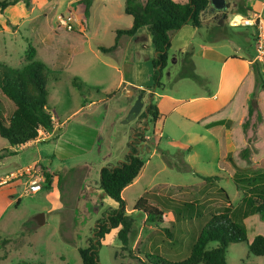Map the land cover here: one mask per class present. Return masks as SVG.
I'll use <instances>...</instances> for the list:
<instances>
[{"label":"rangeland","instance_id":"obj_1","mask_svg":"<svg viewBox=\"0 0 264 264\" xmlns=\"http://www.w3.org/2000/svg\"><path fill=\"white\" fill-rule=\"evenodd\" d=\"M247 1L227 0L228 9L238 3L237 11L247 14ZM252 1L259 4L258 11L254 13L261 14L264 20V0ZM40 6L35 7L34 14L26 17L24 4L0 15V64L21 69L27 64L29 45L36 49V60L48 68L49 104L58 119L54 127L59 123L62 130L57 127L56 136H50L54 127L48 131L49 134L41 132L38 143L23 151L18 147L10 149L0 136V264H82L78 249L88 246L104 214L118 208L100 189V171L124 160L135 133L143 138L137 141L145 165L138 179L124 193L127 214L135 220L130 250L133 257L143 261L147 260L148 254L170 261L186 260L209 217L239 208L244 196L243 191L237 190L232 173L226 172L225 140L195 130L193 132L206 136L205 141H192L184 136L181 142H171L166 135L158 137L152 119L138 117L126 123L129 113L125 114V108L130 95L139 94L131 88H128L130 93L122 92L110 100H106L101 91L85 84L82 91H77L72 86L71 76L77 72V67L55 65L57 61L52 52L55 16L65 8L54 11L50 3H40ZM101 7L96 4L90 10L88 19L91 25L99 21L96 16ZM42 12H46L47 17ZM70 12L76 22L75 13ZM10 21L16 22L18 27ZM58 22V28L64 29ZM114 36L111 31L103 32L102 45L93 42L94 49H109ZM123 53L120 51L119 55ZM86 55L94 62L97 60L91 49ZM77 81L80 82L79 79ZM187 82L194 86L198 84L193 80ZM155 91L159 95L163 93L162 88ZM157 100L154 98V105H157ZM14 109V104L0 89L1 112L10 117ZM145 111L146 107L142 112ZM184 164L198 175L180 171ZM242 169L259 171L262 163ZM12 174L11 179L5 178ZM46 174L52 176L51 183L46 180ZM41 175L46 181L43 187L46 189L38 194H26L28 178ZM203 177L219 179L207 182ZM222 190L229 196V201ZM146 192L176 199L173 203L162 198L157 200L170 207L182 206L178 202L195 203V206H182L179 212L166 210L164 223H149L134 210ZM40 214L45 216V224L41 226L34 220ZM259 222L262 224L259 228L249 224L251 238L264 236V222L261 219ZM99 260L101 264H143L130 258L129 252H121L115 230L102 240ZM227 264H264V258L250 254L247 243H239L229 246Z\"/></svg>","mask_w":264,"mask_h":264},{"label":"crops","instance_id":"obj_2","mask_svg":"<svg viewBox=\"0 0 264 264\" xmlns=\"http://www.w3.org/2000/svg\"><path fill=\"white\" fill-rule=\"evenodd\" d=\"M83 1L30 0L31 9L27 8L23 1L13 7L16 9L18 5L24 4L25 17L34 14L40 3H50L54 11L59 10L60 7L65 8L55 16L56 26L52 48L54 60L57 61L55 65L77 67V72L74 71L71 75L72 82L79 79L81 83L101 91L105 96L109 94L106 90L113 92L120 90L119 94L125 91L130 93L128 88L137 92L144 90L146 96L143 97V109L148 104L147 99L150 98V94H153L154 98L158 99L156 106L160 115V120L155 123L158 137L163 138L166 135L171 142H181L184 136L192 141H205V135L193 132L198 130L212 137L224 139L226 172L232 173V178L236 173V168L228 160L229 154L240 168L264 163V90L257 89L254 70L256 48L253 32L251 28H233L228 22L231 16H246L245 13L237 11L238 3H234L233 7L222 12L225 16L214 11L211 5L202 17L201 28H194L188 24L173 34L168 65L162 80L164 82L163 93L159 95L156 91L149 89L153 85V59L156 53L152 35L147 28H141L133 37H121L117 49L109 54L94 49L93 42L102 45L103 32L111 31L115 35L111 45L113 47L117 42V31L130 29L133 26V18L124 11L125 0H92L90 10L96 4L102 6L96 16L99 21L92 25L89 22V16L85 15L86 7ZM174 1L181 4L188 2V0ZM248 1L246 4L249 9L248 16H251L258 11L259 4L252 0ZM11 8L6 9L4 13L10 11ZM70 11L76 15L74 31L58 28V16ZM42 13L47 17L46 12ZM10 23L17 25L13 21ZM89 49L97 59L95 62L86 58ZM120 51L124 53L119 55ZM186 62L194 64V72L200 78V82L182 77ZM190 80L198 84L195 86L186 84L190 83L187 82ZM72 86L74 87L73 83ZM253 95L256 96V103L251 115ZM138 96V93L134 96L130 95L129 104L125 108L126 115L134 106ZM247 123L248 128L245 129L244 125ZM57 127H61L62 130V125L58 123L50 136L56 134ZM44 132L48 133V131ZM136 136L135 133L131 143L134 142ZM37 141L38 139L18 149L23 151L38 143ZM247 148L251 151L248 160L241 155ZM10 149L17 148L10 146ZM129 152L128 146L126 156ZM249 163L252 165L249 166ZM13 176L12 174L5 178L9 180ZM130 186L123 191V199L125 191ZM259 219L258 215L245 219L247 231L250 223L258 228L262 227ZM115 231L118 233L119 230ZM255 237L251 238L248 233L249 243Z\"/></svg>","mask_w":264,"mask_h":264},{"label":"trees","instance_id":"obj_3","mask_svg":"<svg viewBox=\"0 0 264 264\" xmlns=\"http://www.w3.org/2000/svg\"><path fill=\"white\" fill-rule=\"evenodd\" d=\"M21 1L27 8H30V0L0 1V14L2 15L6 9L16 6ZM83 3L86 7L85 15L88 17L92 0H84ZM210 7V0H188L185 4L177 3L174 0H125L124 11L133 18V26L130 29L117 31L115 46L109 49L99 48V50L102 53H111L117 49L121 37H133L141 28H147L152 35L156 53L153 59V85L149 88L155 91L163 86L162 79L168 65L173 34L188 24L194 28H201L202 17ZM218 13L223 14L222 12ZM245 15L248 16V13ZM36 54V49L29 45L26 53L27 64L23 68L14 69L6 64H0V89L2 94L15 106L10 117L4 115L0 110V136L13 148L25 146L37 140L41 131H50L54 127L55 121H58L49 104L47 68L45 64L36 60ZM254 70L257 89L264 90V72L261 66L256 63ZM182 77L200 82V78L194 72V64L191 62L185 63V72ZM73 85L79 91L84 89V84L76 80L73 81ZM119 92L120 90H117L108 94L105 99L110 100ZM139 95L145 97L146 91L140 90ZM255 98L256 96L253 95L251 115L256 103ZM139 118L152 119L154 124L160 120L158 107L154 105L153 94H150L146 111L142 112ZM261 119L260 117V121ZM244 127L247 129L248 123ZM138 138L140 139L142 136H136V140L130 144V152L123 162L116 166L103 167L100 171V189L117 204L118 208L104 214L103 219L96 227L94 236L89 239L88 246L78 249L82 264H101L99 251L102 247V240L113 230H119L118 240L121 243V252H129L130 258L143 264H227L229 246L239 243H247L250 254L264 258V236L258 235L249 243L248 231L244 223V220L252 215H258L264 222V163L259 171H247L238 167L230 154L228 160L236 168L233 180L238 191L244 192L240 207L234 210L228 209L226 213L211 215L206 225L202 227L186 260L170 261L155 254H148L146 261L140 260L139 257H133L130 246L135 220L127 214L122 194L138 179L144 169L145 162L140 155ZM250 153V149L247 148L241 155L248 160ZM165 155L164 153L163 156ZM169 165L172 166V163ZM179 170L194 172L187 164H184V167H180ZM203 179L212 182L218 180L219 177H203ZM46 180L51 183L52 176L46 174ZM222 193L229 201V196L224 190ZM160 198L171 203L177 201L162 194L146 192L137 201L134 210L140 212L149 223L162 224L166 210L179 212L182 206L184 208L189 205L195 206V203L178 202L182 206L170 207L164 202V204L159 203L157 200ZM213 244L217 246L213 247ZM19 264L32 263L22 262Z\"/></svg>","mask_w":264,"mask_h":264},{"label":"built area","instance_id":"obj_4","mask_svg":"<svg viewBox=\"0 0 264 264\" xmlns=\"http://www.w3.org/2000/svg\"><path fill=\"white\" fill-rule=\"evenodd\" d=\"M58 24L65 30H74L75 16L70 12L68 15H60ZM233 28H251L254 32L256 57L255 63L259 64L264 72V20L261 14L253 13L251 16L234 15L229 20ZM42 132V131H41ZM41 134V133H40ZM46 183L43 175L28 178L26 194H37L43 190Z\"/></svg>","mask_w":264,"mask_h":264},{"label":"water","instance_id":"obj_5","mask_svg":"<svg viewBox=\"0 0 264 264\" xmlns=\"http://www.w3.org/2000/svg\"><path fill=\"white\" fill-rule=\"evenodd\" d=\"M210 2H211V5H212L214 11L225 12L228 10L227 0H210ZM143 108H144L143 96L139 95L137 97V100H136L134 106L132 107V109L129 112L126 123H129V122L136 120L139 117V115L142 113ZM44 219H45L44 214H40L34 218V220L36 221V223L39 226L45 224Z\"/></svg>","mask_w":264,"mask_h":264}]
</instances>
